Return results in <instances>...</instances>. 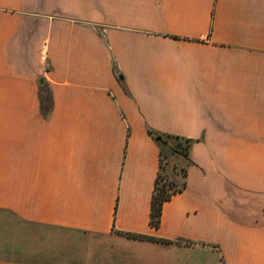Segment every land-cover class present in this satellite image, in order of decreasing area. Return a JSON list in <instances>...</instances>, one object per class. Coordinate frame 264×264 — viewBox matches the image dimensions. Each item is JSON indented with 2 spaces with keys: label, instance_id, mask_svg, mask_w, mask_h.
I'll use <instances>...</instances> for the list:
<instances>
[{
  "label": "crops",
  "instance_id": "1",
  "mask_svg": "<svg viewBox=\"0 0 264 264\" xmlns=\"http://www.w3.org/2000/svg\"><path fill=\"white\" fill-rule=\"evenodd\" d=\"M0 264H264V0H0Z\"/></svg>",
  "mask_w": 264,
  "mask_h": 264
},
{
  "label": "trees",
  "instance_id": "2",
  "mask_svg": "<svg viewBox=\"0 0 264 264\" xmlns=\"http://www.w3.org/2000/svg\"><path fill=\"white\" fill-rule=\"evenodd\" d=\"M148 133L152 137L158 135L157 132L148 129ZM162 142H156L158 144V171L154 179V187L150 198V209H149V225L151 227H158L160 221V214L162 204L169 200L170 197L181 192L185 187V182H178V180L173 176L176 172L175 165H171L170 170L167 171V158L168 156L163 152L161 147H165L169 153L175 156L188 157L190 149L194 140L189 138H183L176 135L166 134ZM182 177H185L184 168L178 169ZM127 237L139 238V239H150L158 241L157 239L145 237L137 234H125Z\"/></svg>",
  "mask_w": 264,
  "mask_h": 264
},
{
  "label": "rangeland",
  "instance_id": "3",
  "mask_svg": "<svg viewBox=\"0 0 264 264\" xmlns=\"http://www.w3.org/2000/svg\"><path fill=\"white\" fill-rule=\"evenodd\" d=\"M44 65H45V63H44ZM50 102H51L50 101V90L47 87H45L44 90H43V105H44L43 106V110H44V115H49L50 114V109H51ZM164 135H166V134L165 133H158L157 136L160 138L159 141H158L159 142V145H160V142H162V140L165 138ZM161 149L168 156L166 168H167V171H169L171 165H175L173 163L174 161H176L178 163L177 156L172 155L171 153H169V151H167L165 147H161ZM175 167L178 168V169L181 168L178 165H175ZM101 240L102 241L105 240L104 242L106 243V245L108 244V245L113 246V244H114V241L113 240L108 241V242H107V239H105V238H103Z\"/></svg>",
  "mask_w": 264,
  "mask_h": 264
},
{
  "label": "built area",
  "instance_id": "4",
  "mask_svg": "<svg viewBox=\"0 0 264 264\" xmlns=\"http://www.w3.org/2000/svg\"><path fill=\"white\" fill-rule=\"evenodd\" d=\"M44 58H45V57H44L43 55H42V56H40V59H41V60H43Z\"/></svg>",
  "mask_w": 264,
  "mask_h": 264
},
{
  "label": "water",
  "instance_id": "5",
  "mask_svg": "<svg viewBox=\"0 0 264 264\" xmlns=\"http://www.w3.org/2000/svg\"><path fill=\"white\" fill-rule=\"evenodd\" d=\"M157 140L159 139V137L156 138Z\"/></svg>",
  "mask_w": 264,
  "mask_h": 264
}]
</instances>
